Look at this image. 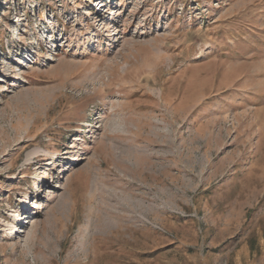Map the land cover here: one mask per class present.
I'll return each instance as SVG.
<instances>
[{
  "label": "rangeland",
  "instance_id": "rangeland-1",
  "mask_svg": "<svg viewBox=\"0 0 264 264\" xmlns=\"http://www.w3.org/2000/svg\"><path fill=\"white\" fill-rule=\"evenodd\" d=\"M0 264H264V0H0Z\"/></svg>",
  "mask_w": 264,
  "mask_h": 264
}]
</instances>
